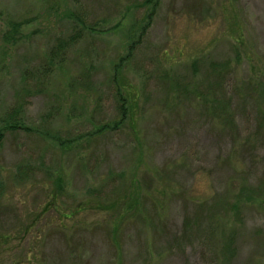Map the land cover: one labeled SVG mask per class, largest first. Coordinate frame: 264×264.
Returning <instances> with one entry per match:
<instances>
[{
  "label": "rangeland",
  "instance_id": "374dc122",
  "mask_svg": "<svg viewBox=\"0 0 264 264\" xmlns=\"http://www.w3.org/2000/svg\"><path fill=\"white\" fill-rule=\"evenodd\" d=\"M141 1L0 0V127L18 106L26 127L5 131L0 145V264H264V195L238 220L217 205L243 184L264 189L260 91L247 103L243 95L264 81V0H160L139 36ZM71 12L97 31L51 70L45 59L72 33ZM13 19L21 38L5 53ZM132 26L140 41L119 78L138 95L135 119L98 132L119 120L114 65ZM213 61L228 64L219 82ZM214 82L233 94V129L180 96L183 85ZM131 183L139 187L128 194ZM232 226L236 250L225 258Z\"/></svg>",
  "mask_w": 264,
  "mask_h": 264
},
{
  "label": "trees",
  "instance_id": "16d2710c",
  "mask_svg": "<svg viewBox=\"0 0 264 264\" xmlns=\"http://www.w3.org/2000/svg\"><path fill=\"white\" fill-rule=\"evenodd\" d=\"M160 0H142L139 3V8L144 9V22L143 25L140 26V31H139V36H143V34L146 32L148 26L151 24L152 20L154 19L155 15L157 14V11L160 6ZM71 15L74 16L75 19H72L73 22V28H72V33L67 37V38H62L59 39L58 43L55 45V47L48 53L47 59H45V62H47V65L49 66L48 68L52 69V66H55V64L62 63L64 61V55L68 47L76 44L77 42L83 40L86 38V36H89L91 33H94L97 31L93 26L88 25L85 23V20L83 16L80 14H73L72 12L70 13ZM23 23L22 21H18L13 19L6 30L2 32L1 39L3 41V52L7 53L9 51L10 46H14L18 44L20 38H21V30H22ZM132 29L134 30L133 33H131L132 38L131 42L128 45L127 49V54L124 55L119 63H116L114 65V73H113V81L117 82V89H116V101H117V110L119 114V120L115 121L112 125L111 124H105L101 127L98 128V132L101 131H107L108 129H115L119 128V126L124 123L125 120H130L133 121L135 119V109L137 107V94H134V89L132 88H125V83L122 82L121 77L119 78V68L121 67V63L124 62L126 59H128L135 49L137 48V43L140 41L139 36H137L136 39L135 33L136 29H134V26H132ZM236 52V57L240 58L239 51L235 49ZM211 69H208V74H213L216 75V79L219 80L222 79L221 75L225 72L226 69H228V64H222V65H217L214 61L210 64ZM199 66V62H193L191 64V69L196 70ZM45 68H47L45 66ZM230 68V67H229ZM47 71V70H46ZM264 75V74H263ZM264 78V77H263ZM85 82H77V79L73 80L72 84H84L87 85V78L85 79ZM78 81H80L78 79ZM180 81H178L179 83ZM182 84L183 81L181 80ZM175 83V81H174ZM222 86V83L216 84L210 83L209 85H206L205 88H201L198 86H193V88H190L187 85L182 86V91L180 92V96L185 97L188 101H194L197 100L199 103H201L209 112V114H212L214 117H218L221 122L226 126V127H231L232 129L234 128V116L233 113L230 111V107H232V102H233V94L230 95L229 97L225 94H222L220 87ZM241 88V87H240ZM260 91V99H255V103L257 107V119L260 123H264V81L259 82L257 85H247L246 89L244 88L243 90L245 93L242 94L244 95V100L245 102H249V99L253 98L254 96L250 97L248 95L249 93L252 92V95L256 93V90ZM242 91V88H241ZM130 93H133L132 96H130ZM236 94V93H234ZM179 95L177 96L180 97ZM131 97V98H130ZM22 107H14L12 111H10L8 115V122L7 125L4 127H0V145L2 143V140L4 138V133L5 131H15L18 128H26L25 125L23 126L22 123ZM6 115V116H7ZM253 140L251 138L246 139L243 141L244 146H248L247 150L253 149ZM68 144V143H67ZM19 174H25V171L23 173ZM53 182L55 183V188L57 193L61 192L64 189V178L62 175H56ZM133 182V181H132ZM139 187V185H134L131 183V186L128 190V194H133L137 190L136 188ZM133 190V193L131 192ZM257 192V193H256ZM261 195H264V189L259 188L258 190H253L251 189L248 185L243 184L242 187L240 188L239 192L235 196V198L230 200L229 198H222L218 200V206L224 209V214H232L238 220L240 219L241 215V209L247 204H251V202L255 201V198L258 196L260 197ZM243 196V197H242ZM255 196V197H254ZM138 199V197H136ZM136 202V200L134 199ZM124 200L118 201V204H123ZM203 205V204H202ZM216 206V204L210 206L212 207L211 210ZM211 213V212H210ZM212 214V213H211ZM228 216V215H227ZM198 219V216L194 218H186L184 222V228L187 230L192 227L193 223ZM211 223L217 222V215L213 216L211 215L210 217ZM197 225V222L195 223ZM238 227L236 228L235 226H232L229 232V237L226 239V243L224 246V249L222 251V254L225 258H231L232 255L235 253V247L233 246V242L235 240V236L237 235L238 232Z\"/></svg>",
  "mask_w": 264,
  "mask_h": 264
}]
</instances>
